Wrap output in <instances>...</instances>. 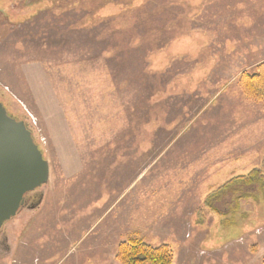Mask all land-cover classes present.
<instances>
[{
    "label": "rangeland",
    "instance_id": "374dc122",
    "mask_svg": "<svg viewBox=\"0 0 264 264\" xmlns=\"http://www.w3.org/2000/svg\"><path fill=\"white\" fill-rule=\"evenodd\" d=\"M262 63L264 0H0V102L50 167L0 264H122L131 239L263 264L264 193L204 208L264 175V104L239 86Z\"/></svg>",
    "mask_w": 264,
    "mask_h": 264
},
{
    "label": "water",
    "instance_id": "95a60500",
    "mask_svg": "<svg viewBox=\"0 0 264 264\" xmlns=\"http://www.w3.org/2000/svg\"><path fill=\"white\" fill-rule=\"evenodd\" d=\"M50 167L23 121L0 102V229L13 219L27 194L49 182Z\"/></svg>",
    "mask_w": 264,
    "mask_h": 264
},
{
    "label": "trees",
    "instance_id": "16d2710c",
    "mask_svg": "<svg viewBox=\"0 0 264 264\" xmlns=\"http://www.w3.org/2000/svg\"><path fill=\"white\" fill-rule=\"evenodd\" d=\"M239 86L248 101L264 104V63L257 67L255 73L241 75ZM264 175L260 169H254L248 176L233 177L205 201L204 208L225 216L238 208L240 199L255 198L263 195ZM213 192V191H212ZM224 196L219 204L212 203L214 198ZM122 264H173V253L169 245L152 247L140 239H131L120 245ZM264 264V259H263Z\"/></svg>",
    "mask_w": 264,
    "mask_h": 264
},
{
    "label": "flooded vegetation",
    "instance_id": "af4514ba",
    "mask_svg": "<svg viewBox=\"0 0 264 264\" xmlns=\"http://www.w3.org/2000/svg\"><path fill=\"white\" fill-rule=\"evenodd\" d=\"M36 191V190H35ZM32 192V193H29L25 196L24 198V201H23V204L21 206V208L19 209L17 215L19 216L20 213L24 212L26 210V208L28 209H32V208H35L36 206L40 207L39 205L41 204V199L40 198L38 200V193L37 191L36 192ZM37 207V208H38ZM16 215V216H17ZM15 216V217H16ZM14 217V219H15ZM12 219V221L14 220ZM11 221V220H10ZM10 221L6 222L7 224L11 223ZM6 223L4 224V226L0 229V248L3 247V249H7L9 251L10 248H8V245L6 244V240H7V231H8V228L6 226ZM6 226V227H5ZM0 257H3L0 255Z\"/></svg>",
    "mask_w": 264,
    "mask_h": 264
},
{
    "label": "crops",
    "instance_id": "0c3cea01",
    "mask_svg": "<svg viewBox=\"0 0 264 264\" xmlns=\"http://www.w3.org/2000/svg\"><path fill=\"white\" fill-rule=\"evenodd\" d=\"M263 253H264V246L262 247L261 252H260L259 255L261 256ZM260 256H259V257H260ZM255 257H256V256H255ZM259 257H258V258H259ZM259 262H260V260H255V263H254V264H261V263H259Z\"/></svg>",
    "mask_w": 264,
    "mask_h": 264
}]
</instances>
